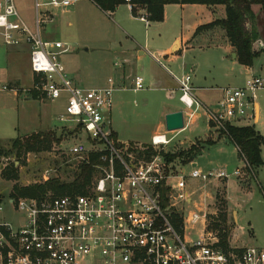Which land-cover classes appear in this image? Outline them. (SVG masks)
Returning a JSON list of instances; mask_svg holds the SVG:
<instances>
[{
	"label": "built area",
	"instance_id": "1",
	"mask_svg": "<svg viewBox=\"0 0 264 264\" xmlns=\"http://www.w3.org/2000/svg\"><path fill=\"white\" fill-rule=\"evenodd\" d=\"M78 1L39 4L35 0V30L31 31L20 19L15 1L0 0V42L7 47H29L30 70L37 80L32 90L48 101L64 98L59 121L74 124L85 138V143H75L65 153L78 161L98 155L97 175L86 194L8 200L22 215L23 225L14 228L0 223V264H264L260 248L223 249L207 231L206 213L192 200L188 180L202 184L227 180L224 171L203 174L193 169L189 176L183 169L178 171L177 166L183 164L167 163L161 154L172 141L165 133L151 138L148 146L155 155L149 159L125 152L127 143L122 152L115 145L111 109L113 95L120 90L112 79L95 89L75 86L59 60L67 48L40 37V26L54 18L40 8L67 9ZM139 18L146 22L144 16ZM175 81L184 108V129L201 116L215 133L225 132V125L240 120L255 121L256 93L264 88L259 78L250 77L238 88L221 89L214 111L196 98L191 76ZM142 90L143 79L135 77L132 91ZM9 92L16 90L0 84V95ZM200 109L203 115L197 112ZM232 176H240V171ZM180 204L196 210L187 213ZM176 222H180L177 230ZM197 226L202 233L192 240L186 230Z\"/></svg>",
	"mask_w": 264,
	"mask_h": 264
},
{
	"label": "rangeland",
	"instance_id": "2",
	"mask_svg": "<svg viewBox=\"0 0 264 264\" xmlns=\"http://www.w3.org/2000/svg\"><path fill=\"white\" fill-rule=\"evenodd\" d=\"M14 1L20 19L28 29L34 31L35 0ZM47 1L38 0V3L44 4ZM39 11H49L54 17L51 23L40 26V37L42 41L60 42L67 48L68 51L59 60L66 73L71 75L70 78L80 79L79 86L84 89L103 87L107 79H112L114 87L120 90L113 95L111 109V129L116 132L117 139L122 143L148 145L154 135L165 133L167 139L172 141L161 151L163 156L177 155L196 146L199 152L191 162L183 164L181 159L173 160L174 164H183L177 166L178 171L183 169L185 175L189 176L193 169L203 174L222 170L229 178L205 184L188 180L195 206L206 213L208 224L217 217L225 203L227 225L230 227L229 248L257 247L264 250V170L259 168L253 173L246 170L235 147L226 139L212 146L202 144L209 133L213 134V138L216 134L213 127L207 125L204 116L194 119L179 132L168 133L160 127L163 114L168 109L184 111L178 101L179 94L169 91L175 88L169 86L173 77L179 79L190 72L198 81H195V86L207 89L196 93L198 101L214 111L221 98L219 89L241 87L250 77L259 78L264 85V55L254 60L250 70H245L236 63L232 66L229 59L224 61V54L216 48L194 46L181 52L173 64L167 63L156 51L169 44L174 36H186L189 33V21L177 8L173 12L168 9L163 24L156 23L146 29L143 24L134 23L142 39L139 46L127 37L124 26L118 21V15L109 17L88 0H79L67 9L40 8ZM122 12L127 14L126 9ZM145 36L146 46L143 43ZM138 49L146 50L144 57H137ZM29 51L27 45L7 47L0 42V84L15 89L17 95V99L14 98V111L9 109L11 104L4 102L7 96L0 95V148L8 150L10 141L18 137L51 131L61 137V142L53 146L49 153L26 156L20 165L16 184L23 187L40 183L43 176H46V180L58 178L69 182L73 168H67L66 164H76L78 160L67 155L65 150L75 143H85V138L74 124L59 121L64 113V98L52 102L42 95L39 100L30 97L29 91L34 84ZM181 64L185 66L184 70L177 68ZM123 76L126 77L124 82L121 81ZM135 77L143 79L142 91H132V80ZM161 81V86L152 85L153 82ZM168 91L174 94L173 98H170ZM256 103L259 108L258 121L244 119L234 126L253 127L264 140V88L256 93ZM197 112L202 114L201 109ZM11 122L15 123V130L11 128ZM261 158L264 162V149L261 150ZM8 160L15 159L2 158L0 172ZM236 170L240 171L238 177L232 176ZM14 184L0 175V202L3 208L0 223L18 228L23 225L22 215L8 204ZM227 195L231 207L228 206ZM180 207L187 213L196 210L192 205L180 204ZM201 233L200 226L195 227L194 231L186 230L192 240Z\"/></svg>",
	"mask_w": 264,
	"mask_h": 264
},
{
	"label": "trees",
	"instance_id": "3",
	"mask_svg": "<svg viewBox=\"0 0 264 264\" xmlns=\"http://www.w3.org/2000/svg\"><path fill=\"white\" fill-rule=\"evenodd\" d=\"M100 12L110 15L120 6H130L131 15L137 17V12L144 11L143 16L147 22L162 23L163 9L166 5H203L207 7L223 6L225 8V18L216 20L210 24L200 26L196 29L195 35L202 31H209L219 28L224 32L225 38L233 49L235 61L242 67H251L254 60L259 57L254 46L260 40L257 30V18L255 16L256 8L264 9V0H88ZM37 80L33 78V84ZM30 97L39 100L38 92L29 91ZM77 129H79L77 127ZM225 132L217 131L214 135L209 133L207 139L202 142L206 146H212L222 139H226L233 145L240 158L244 161L246 170L255 172L261 168L264 163L261 159V150L264 147L263 138L253 129V127H237L234 125H225ZM61 137H57L53 132H34L30 135L18 137L10 141L8 150L0 148V160L13 157L14 161H9L1 169L0 175L6 181L15 182L9 199L16 201L18 199L42 200L47 197H65L86 194L94 183L97 175L95 166L98 164V155L89 154L82 161L76 164H66L70 172L71 180L69 182L60 181L58 178H48L46 181L35 183L29 186H18L19 168L24 158L28 155L46 154L61 142ZM113 141L118 149L124 150V143L118 141L116 134H113ZM196 146H192L187 151L177 155H165L167 163H172L175 159H181L180 162L187 164L192 161L196 153L199 152ZM125 152L134 153L137 158L149 159L155 152L148 145H136L127 143ZM186 160V161H185ZM15 162L18 164L15 166ZM180 222L174 224L176 230ZM207 231L214 234L219 241L220 246L228 250V238L230 236V227L227 225L226 205L223 203L222 209L217 217L207 224Z\"/></svg>",
	"mask_w": 264,
	"mask_h": 264
},
{
	"label": "crops",
	"instance_id": "4",
	"mask_svg": "<svg viewBox=\"0 0 264 264\" xmlns=\"http://www.w3.org/2000/svg\"><path fill=\"white\" fill-rule=\"evenodd\" d=\"M170 7H175L179 11H181L182 15L184 14L183 17L184 18L186 17V21H189V24H190L189 33H187L186 36H178V35L174 36L171 39L169 44L162 46L161 48H159L156 51L158 56L164 58V60L167 63L173 64L174 61L177 59L178 55L181 54V52H183L184 50L185 51L189 50V49L193 48L194 46H196L198 48H216L217 50H220L222 54H224V61L229 59V60H231V65L232 66L235 65L236 61H235V58L233 57L234 51L230 47V45L228 44V42L225 38L224 32L221 29H219V28L215 29V30L212 29L210 31L201 32V33L195 35V31L198 27L204 26V25L210 24L216 20H222L225 18V14H224L225 8L223 6L207 7V6H203V5H166V6H164V9H163V22L157 23V24H163L164 23L168 9H170V12H173V9H175V8H170ZM124 9H126L127 14H124L122 12V10H124ZM254 13H255V16L257 18V30H258V33L260 35V40L255 44L254 49L256 52L259 53V56H260L261 54L264 55V9L256 8ZM143 14H144V11L140 10L137 12V17H133L131 15V11H130L129 6L124 5V6L118 7L115 10V12H113L112 14L109 15V17L114 16V15H118L117 16L118 21L120 22V24L122 26H124V28H125L124 32L127 35V37L131 40V42L134 45L139 46V44H141V42H142V39L140 38V36L138 35V33L136 31L134 23L143 24L146 29L151 27V25L153 26L154 24H156V23H150L147 21L146 22L141 21L139 17L143 16ZM171 14H173V13H171ZM177 19L180 22H182V20H180L179 18H177ZM131 24L133 25V27ZM145 35L147 36V34H145ZM146 36H145L144 41H143L144 46H146V43H147ZM173 50H176V53H173ZM145 52H146V50H145ZM145 52H144V50L138 49V51H136V55L138 58H142V57H144ZM251 67H249V68L243 67V68L245 70H250ZM177 68L180 70H184L185 66H183L181 64L180 67L177 65ZM65 73H66V71H65ZM188 74L191 76V85L195 90V96H196V93L198 91H206L207 90V89L201 88V86L196 87L194 83H195V81H197V79L195 77H193L190 72L186 73L185 75H188ZM67 76L75 86L80 87L79 86V84L81 85V83L79 81L80 79L77 80L76 78H73V77L70 78V76H71L70 74H67ZM180 78H182V77H180ZM175 79L176 78L173 77L172 81H170V84H169L170 87L171 86L175 87L174 89H169V91L173 90L174 93L177 92V84H176ZM125 80H126V77L123 76L121 81L124 82ZM151 82H152V80H151ZM162 84H163L162 81L152 83V85H158V86H161ZM220 90L221 89H219V91ZM169 91H168V95L170 96V98H173L174 94L172 92H169ZM10 93L12 95V96H10L11 98L9 97ZM3 95L7 96V98H4V102L11 104L12 106L9 109L14 111V109H15L14 98L17 99L16 93L9 92L6 94H2V96ZM173 112H179V110L168 109L163 114V121H162V125H160V127L162 126L163 129L165 128L164 127V117L166 114L173 113ZM258 119H259V108H258L257 103H255V121H258ZM11 128H13V130L16 129V125L14 122L13 123L11 122ZM114 134H116V132H114ZM160 134H164V133H160ZM116 136H117V134H116ZM262 149H264V147ZM261 168L264 170V165ZM225 185H226V192H227L228 183L226 182ZM227 202H228V206L231 207L228 195H227Z\"/></svg>",
	"mask_w": 264,
	"mask_h": 264
},
{
	"label": "water",
	"instance_id": "5",
	"mask_svg": "<svg viewBox=\"0 0 264 264\" xmlns=\"http://www.w3.org/2000/svg\"><path fill=\"white\" fill-rule=\"evenodd\" d=\"M233 57L235 58V54ZM164 127L168 133L182 131L184 129L183 113L179 111L166 114L164 117Z\"/></svg>",
	"mask_w": 264,
	"mask_h": 264
}]
</instances>
